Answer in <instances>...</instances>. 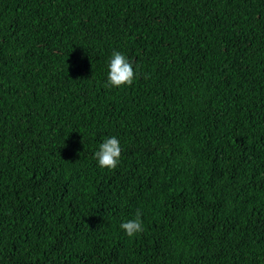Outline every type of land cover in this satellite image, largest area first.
<instances>
[{"label": "trees", "instance_id": "16d2710c", "mask_svg": "<svg viewBox=\"0 0 264 264\" xmlns=\"http://www.w3.org/2000/svg\"><path fill=\"white\" fill-rule=\"evenodd\" d=\"M0 264H264V0H0Z\"/></svg>", "mask_w": 264, "mask_h": 264}, {"label": "clouds", "instance_id": "9594fccd", "mask_svg": "<svg viewBox=\"0 0 264 264\" xmlns=\"http://www.w3.org/2000/svg\"><path fill=\"white\" fill-rule=\"evenodd\" d=\"M107 82L104 85L106 88L122 86H131L136 72L134 71L132 63L120 52H114L112 58L108 63ZM121 157L120 142L116 137L106 138L103 143L99 145V150L95 152L101 168L115 169ZM141 213L139 210L136 213L134 220H129L120 225L129 237H132L143 231V225L140 220Z\"/></svg>", "mask_w": 264, "mask_h": 264}]
</instances>
